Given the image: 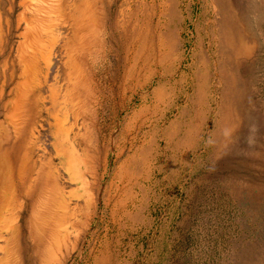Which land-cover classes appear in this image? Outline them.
<instances>
[{
	"label": "rangeland",
	"instance_id": "obj_1",
	"mask_svg": "<svg viewBox=\"0 0 264 264\" xmlns=\"http://www.w3.org/2000/svg\"><path fill=\"white\" fill-rule=\"evenodd\" d=\"M101 1L106 30L88 59L71 23L50 21L81 0H0V213L12 184L20 202L0 264H43L27 232L48 172L63 199L56 241L41 248L48 264H264V0ZM28 18L53 41L30 48L40 63L13 127ZM147 18L156 58L134 82L125 45ZM67 92L87 116L77 125L51 106Z\"/></svg>",
	"mask_w": 264,
	"mask_h": 264
},
{
	"label": "bare ground",
	"instance_id": "obj_2",
	"mask_svg": "<svg viewBox=\"0 0 264 264\" xmlns=\"http://www.w3.org/2000/svg\"><path fill=\"white\" fill-rule=\"evenodd\" d=\"M31 2H32V0H31ZM98 2H102V1L101 0H81V2L78 5L75 4V7L72 10L65 11V13L63 14L62 20H60L58 22H56L53 19L50 20L52 30H54V28L57 25L62 26L63 24L71 23V25L74 28L72 37L70 39L71 47L78 44L79 50H80V55L83 58L86 55L88 56V59L91 58V56L94 54L93 50H91L92 44L96 41L97 36L99 37V34L101 32H103L104 30H106V22L104 20L106 4H105V2H102V4L99 5ZM108 2L109 1H107V3ZM144 7L147 8L146 6H144ZM222 10H223V8H222ZM51 12H53V11H51ZM23 19H24V17H23ZM28 20H26V27H25L24 32L21 35L25 40L19 45L20 63L23 66V70L18 76V78H19V81H18L19 82L18 83L19 89L15 94V100H14L13 107L9 110V113H8V118H9V120H11L13 127H18V125H20L21 122L23 121L21 109L23 106L25 109L26 104L29 101V96L32 92V90L30 89V86H31V82L33 79L32 78V75L34 72L33 69H36V66L39 65V63H40L39 58L41 56L38 55V50H32L30 48H31L32 44L38 45L39 43H42V42L48 43L45 45V47L49 48V45L52 46L51 42L53 41V40H51V39H53V36H52L53 32L52 31H50V33L52 35H49L48 30L45 31V30H40V29L34 28L33 24H32L33 20H30L29 18H28ZM115 21H116V19H115ZM144 22H145L144 25L141 27L138 42H135V44H134L135 49L130 50V44L125 43L126 45H125L124 52L126 55V59L129 62V68H128L127 74H128V78L133 80L134 82L137 81V77L139 76V74L142 71H144L147 76H150L152 74V72H153L152 63L156 58L155 57V50H154V47L152 44V37L149 34V18H147ZM132 24L133 25H131V26L128 25V26L134 30L136 29V27L140 26V23L137 20H135V23H132ZM222 30H224V28L221 29V31ZM43 34H45V36L47 37L46 41L43 38ZM119 35H121V34H119ZM224 35H226V34H224ZM166 36L168 37L167 34H166ZM30 38H32V40H30ZM223 38H224V36H223ZM3 39H4V33L2 31H0V46L3 43ZM103 39L106 41L105 35H104V38H101L102 41H103ZM230 43H231V45L234 46V50L237 51V53H240V52H242V53L246 52L247 53L248 52L247 48H245V46L242 45L243 42L241 43L239 41H236V42L231 41ZM27 63H29V64H27ZM26 77H28V78H26ZM33 81H35V80L33 79ZM37 84H39V83H37ZM81 85H79V83H77V82L72 83L73 88L71 89V91H75V89L80 87ZM21 87L23 89V92L21 90ZM81 87H83V85ZM69 92H67V94H65V96H66L65 100L60 101V100H57V98H55L54 103L51 106L54 105L53 106L54 110H55L56 105H57V107H60L61 110L65 109L63 120L67 121L68 117L71 114L73 121H74L73 124L77 125L78 123L81 122V119L85 120V118L87 116L85 115V110L81 111L80 109H78L79 102H76L75 98H71V101H70L71 108L69 107V103H68V99L70 98V97L68 98V95H70ZM51 100H53L52 97H51ZM69 108H70V112H68ZM57 111H59V110H57ZM52 112H53V110H52ZM53 119H54V116H53ZM57 120H58V118H57ZM53 126H54V124H53ZM67 136L69 137L70 135L67 134ZM70 164L72 165V159H70ZM37 179H38V177H37ZM42 179H44L45 181H44L43 185H41V187L39 188V198H40L39 202L34 204V206L32 207L31 220H29V223H28L27 235H28V238L31 239V241L34 243L33 249L37 253V255L43 256V257H41L43 264H48V261L45 259L46 253H42L41 248L43 247V248H46V249L51 251V245L56 241L57 231L55 228L52 227V223H53L54 217H57L58 214L56 212L57 209H54V207H55V205L60 206L63 202V199H62V193L59 192L57 190V186L54 183H52L53 178H52L51 172H48L45 175L43 174ZM51 186H53V188ZM10 190H11L10 194L12 196L13 201H12V209L8 212L9 218L6 219L4 212L0 213L1 214L0 215V236L4 232H6V234L10 235V237L6 238V240H5L7 242V245H6L7 248H9V246L12 247V243L16 244L18 234H19L18 227L16 226L17 210H15V208H14V205L17 204V202L20 203L18 200L19 199V196H18L19 190L17 189L16 184H12V188ZM32 190H33V186L31 184L29 189L25 192L26 197L32 192ZM51 193H53V195L49 196V194H51ZM24 197H25V195H24ZM7 207H9V209H10V206H7ZM4 211H6V209H4ZM58 226H60V225H58ZM63 227L64 226H62V225L60 226V232L62 231ZM50 257L53 258L54 256L50 255ZM6 259L8 261V256L6 257ZM1 264H2V262H1Z\"/></svg>",
	"mask_w": 264,
	"mask_h": 264
}]
</instances>
